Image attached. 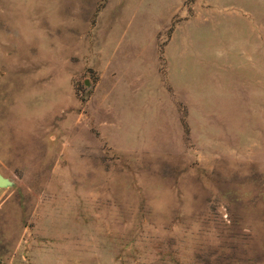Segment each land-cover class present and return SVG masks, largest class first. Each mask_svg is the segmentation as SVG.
<instances>
[{
  "label": "rangeland",
  "instance_id": "obj_1",
  "mask_svg": "<svg viewBox=\"0 0 264 264\" xmlns=\"http://www.w3.org/2000/svg\"><path fill=\"white\" fill-rule=\"evenodd\" d=\"M0 264H264V0H0Z\"/></svg>",
  "mask_w": 264,
  "mask_h": 264
},
{
  "label": "water",
  "instance_id": "obj_2",
  "mask_svg": "<svg viewBox=\"0 0 264 264\" xmlns=\"http://www.w3.org/2000/svg\"><path fill=\"white\" fill-rule=\"evenodd\" d=\"M6 184H7V179L0 174V187L5 186Z\"/></svg>",
  "mask_w": 264,
  "mask_h": 264
}]
</instances>
